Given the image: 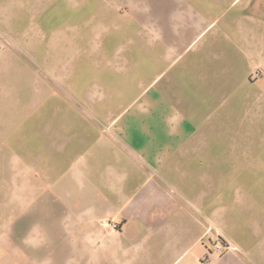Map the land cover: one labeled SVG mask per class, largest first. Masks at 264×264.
Segmentation results:
<instances>
[{
  "label": "crops",
  "instance_id": "1",
  "mask_svg": "<svg viewBox=\"0 0 264 264\" xmlns=\"http://www.w3.org/2000/svg\"><path fill=\"white\" fill-rule=\"evenodd\" d=\"M101 2L87 22L100 56L84 65L102 83L85 87L119 111L65 133L69 194L57 200L75 222L71 249L83 237L89 251L75 264H264V0H133L129 22L118 0Z\"/></svg>",
  "mask_w": 264,
  "mask_h": 264
},
{
  "label": "rangeland",
  "instance_id": "2",
  "mask_svg": "<svg viewBox=\"0 0 264 264\" xmlns=\"http://www.w3.org/2000/svg\"><path fill=\"white\" fill-rule=\"evenodd\" d=\"M101 4L0 0V264H75L79 254L82 260L89 254L83 237L80 250L71 249L75 222L69 205L57 199L68 200L69 194L67 184L59 181L68 176L70 165L65 134L70 132V119L77 118V131L85 132V117L119 111L101 107L109 94L100 87L91 92L85 87L88 80L102 83L96 72L87 80L84 65L88 51L100 56L101 38L95 34L92 40L87 22ZM132 4L133 0H118L116 18L119 14L126 22L132 20ZM136 15L148 19V12ZM137 60L148 65L144 57ZM74 66H79L76 71L71 70ZM133 95L122 94L126 100ZM82 101L99 105L86 113ZM141 111L143 117L150 116L149 108ZM254 116H261L254 131L264 132V110ZM100 225L119 227L106 220Z\"/></svg>",
  "mask_w": 264,
  "mask_h": 264
},
{
  "label": "built area",
  "instance_id": "3",
  "mask_svg": "<svg viewBox=\"0 0 264 264\" xmlns=\"http://www.w3.org/2000/svg\"><path fill=\"white\" fill-rule=\"evenodd\" d=\"M254 77H258V72L254 73ZM213 248L214 253H216L217 255H222L229 249V246L223 240L218 239L215 241Z\"/></svg>",
  "mask_w": 264,
  "mask_h": 264
}]
</instances>
